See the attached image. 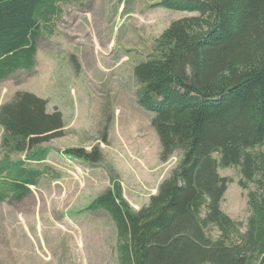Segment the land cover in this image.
<instances>
[{"label":"trees","instance_id":"1","mask_svg":"<svg viewBox=\"0 0 264 264\" xmlns=\"http://www.w3.org/2000/svg\"><path fill=\"white\" fill-rule=\"evenodd\" d=\"M160 5L197 14L173 20L155 52L135 65L136 95L155 112L162 157L176 151L181 157L147 205L133 208L114 183L87 208L102 207L115 221L119 264H264V149L258 147L264 145V0ZM57 6V0H0V79L35 66L38 37ZM47 103L30 90L1 103L3 145L28 153L63 135V113L47 111ZM44 150L26 157L41 161ZM64 152L87 162L102 157L98 146ZM24 162L0 160V201L38 184L42 171ZM220 165H240V184H255L244 230L221 207L227 178Z\"/></svg>","mask_w":264,"mask_h":264},{"label":"rangeland","instance_id":"2","mask_svg":"<svg viewBox=\"0 0 264 264\" xmlns=\"http://www.w3.org/2000/svg\"><path fill=\"white\" fill-rule=\"evenodd\" d=\"M160 1L57 0L58 12L38 37L41 64L0 80V90L7 85L1 102L17 89L30 90L50 100L47 111L54 104L62 108L70 123L63 135L30 149H49L50 160L41 161L28 159V148L4 146L0 125V157L8 151L22 156L23 166L42 171L41 182L23 197L0 201V264H119L115 221L106 209L87 206L114 183L133 208L147 205L181 157L180 151L162 157L155 112L136 95L135 65L155 52L157 38L173 20L197 14ZM69 146H98L102 157L63 159L60 151ZM50 162L55 168L47 170ZM218 171L227 178L221 207L244 230L248 191L255 184H240V165H220Z\"/></svg>","mask_w":264,"mask_h":264},{"label":"crops","instance_id":"3","mask_svg":"<svg viewBox=\"0 0 264 264\" xmlns=\"http://www.w3.org/2000/svg\"><path fill=\"white\" fill-rule=\"evenodd\" d=\"M36 62H40V64H41V59L39 60V52H38V49H37V53H36ZM20 69H23V68H20ZM16 71V70H15ZM14 72V71H13ZM12 72V73H13ZM11 74V73H10ZM8 77V76H7ZM4 78H6V77H4ZM4 78H2V79H4ZM2 79H0V80H2ZM4 87L5 88H2L1 90H0V97H4V95H3V92L5 91V89L7 88V85H4ZM18 90V89H17ZM1 102V101H0ZM1 103H3V101L1 102ZM1 103H0V105H1ZM50 103V100H48V103L47 104H49ZM53 106H57L58 107V105H53ZM61 111H62V108H60V107H58ZM48 109V108H47ZM62 113H63V111H62ZM78 114V113H77ZM76 118V116L75 117H71L70 118V121L71 122H73V120ZM63 119H65L64 118V115H63ZM68 124V126L70 125V123L69 122H65V120H64V124H65V127L67 126V124ZM65 149V148H64ZM64 149H62L61 151H60V154H61V156H63V159H68V160H71V159H69V157L71 158L72 156L71 155H69V154H67V153H65L64 152ZM45 157L44 158H42V160H45V159H47L48 158V155H49V153H50V151H49V149L48 148H45ZM32 152V151H31ZM31 152H28L27 153V157L28 158H31L32 156H31ZM31 153V154H30ZM4 157H7V158H9L10 160H14V161H16V160H18L19 158H21L20 156H17V157H15V156H13V157H11L10 156V152H8V151H6L5 152V154H4V156L3 157H0V160L1 159H3ZM47 160H50V159H47ZM31 161H33V160H31ZM64 164L67 166V167H69V166H71V164H70V162H68V163H65L64 162ZM48 166H52V168H55V166H54V162L53 163H47L46 164V168H47V170H48ZM84 168V167H83ZM70 171L72 170V169H69ZM77 172V171H76ZM40 175V174H39ZM54 176H59V174H57V173H55L54 174ZM39 177V176H38ZM39 183L41 182V176H40V178H39ZM38 183V184H39Z\"/></svg>","mask_w":264,"mask_h":264}]
</instances>
